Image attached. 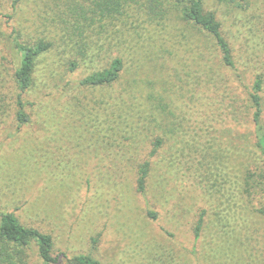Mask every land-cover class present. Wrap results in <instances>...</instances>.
<instances>
[{
  "label": "rangeland",
  "instance_id": "374dc122",
  "mask_svg": "<svg viewBox=\"0 0 264 264\" xmlns=\"http://www.w3.org/2000/svg\"><path fill=\"white\" fill-rule=\"evenodd\" d=\"M163 2L0 0V210L50 234L57 264H264V199L241 194L254 159L240 150L255 139L257 77L264 87V0H204L235 68L183 4ZM16 40L51 42L22 126ZM117 58L118 82L81 84Z\"/></svg>",
  "mask_w": 264,
  "mask_h": 264
},
{
  "label": "trees",
  "instance_id": "16d2710c",
  "mask_svg": "<svg viewBox=\"0 0 264 264\" xmlns=\"http://www.w3.org/2000/svg\"><path fill=\"white\" fill-rule=\"evenodd\" d=\"M20 1L14 0V5ZM150 2L155 6L165 5L163 0H150ZM173 3L176 6L183 4L180 8L182 17L211 34L216 40L223 63L229 68H235L232 47L223 33L222 24L213 12L205 11L204 0H173ZM16 47L20 62L14 71V79L18 88L15 103L17 104V120L19 126H22L30 120L29 114L25 111L29 103L25 101L23 96L33 84L37 57L51 47V42L40 41L35 45H27L16 40ZM122 70L123 61L117 58L108 69L92 73L84 78L81 84L92 87L113 85L119 81ZM263 89V80L261 77H257L253 90L246 101L247 107L253 111L250 118L255 139L253 143H247L248 139L242 138L240 143V150L246 155L250 154L254 159L244 176L241 194L262 199H264ZM150 166L151 162L149 161L144 162L141 166L138 178V190L140 192H144L146 189ZM202 224L203 219L201 218L196 227L197 237L200 235ZM53 248L54 241L50 234L44 233L36 227L25 226L13 212L0 210V264H23L33 254H36L42 264H57L58 260L53 255ZM64 257L65 264H102L99 259L91 254Z\"/></svg>",
  "mask_w": 264,
  "mask_h": 264
}]
</instances>
